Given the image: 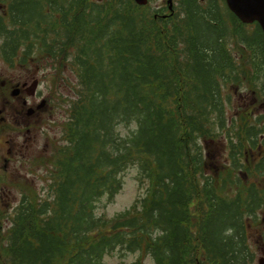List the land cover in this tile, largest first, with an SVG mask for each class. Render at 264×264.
Here are the masks:
<instances>
[{
    "label": "trees",
    "instance_id": "16d2710c",
    "mask_svg": "<svg viewBox=\"0 0 264 264\" xmlns=\"http://www.w3.org/2000/svg\"><path fill=\"white\" fill-rule=\"evenodd\" d=\"M177 3L162 17L132 0H0L3 65L21 75L50 65L51 99L61 83L74 92L60 105V143L37 162L49 180L17 184L8 210L0 199V264H102L116 249L154 264H254L264 115L225 107L244 84L264 99V36L223 0ZM121 123L135 128L122 136ZM221 135L226 163L211 171L205 146ZM131 167L145 195L97 216ZM1 180L13 188L5 171Z\"/></svg>",
    "mask_w": 264,
    "mask_h": 264
},
{
    "label": "rangeland",
    "instance_id": "374dc122",
    "mask_svg": "<svg viewBox=\"0 0 264 264\" xmlns=\"http://www.w3.org/2000/svg\"><path fill=\"white\" fill-rule=\"evenodd\" d=\"M100 1V0H99ZM210 0L200 2L201 8L209 3ZM177 2L174 0V5ZM163 0H151L150 9H162ZM29 74H22L17 69L8 70L0 61V177L4 176V171L11 180H15L12 189L0 181V199L3 209H9L11 202L13 206L21 193V189L16 185L21 183L25 186H35L38 191L45 185L49 178L45 174L50 166L38 164L40 158L45 159L51 152L52 148L60 143V135L67 114L60 106L62 99L67 96L74 95L73 90L65 83H61L57 94L51 99L50 76L54 70L50 65L44 66L40 71L35 66L29 70ZM21 75V76H20ZM38 80V88L35 96H27L22 88L18 97H10L11 90L15 87L12 84L27 83L29 85L32 80ZM4 80V82H3ZM11 82V83H10ZM230 94V102L226 105V116L230 117L241 110L247 109L253 120L264 115V99L255 95L254 91L244 84L240 88H234L227 92ZM50 99L47 105L42 109H37V105L42 99ZM26 100V105H23ZM34 108L35 113L31 117H27L26 110ZM135 128L134 123L126 125L118 124L117 131L120 135L126 136ZM225 135L219 138H210L207 140V158L208 170L217 171L226 163L227 150L225 148ZM137 169L129 168L123 175V185L120 191L110 200L102 198L96 208V214L106 217H113L119 212L127 209L136 198L144 194L145 183L137 178ZM47 177V178H46ZM2 184V187H1ZM7 186V187H6ZM144 186V187H143ZM261 230L251 232L259 233ZM254 264H258V259L264 257V246L259 245L255 249ZM138 253L124 252L115 250L103 259V264H135ZM145 264H152L146 258Z\"/></svg>",
    "mask_w": 264,
    "mask_h": 264
},
{
    "label": "water",
    "instance_id": "95a60500",
    "mask_svg": "<svg viewBox=\"0 0 264 264\" xmlns=\"http://www.w3.org/2000/svg\"><path fill=\"white\" fill-rule=\"evenodd\" d=\"M139 5L146 4L147 0H134ZM169 7H171V0H167ZM230 11L242 22L251 23L257 21L260 28L264 33V0H225ZM37 86V81L34 80L30 87L27 89V93L33 94L34 89ZM19 93L18 89L12 91V95L15 96ZM42 102L39 107L43 106ZM32 109H29L27 114H31ZM259 264H264V259L259 260Z\"/></svg>",
    "mask_w": 264,
    "mask_h": 264
}]
</instances>
